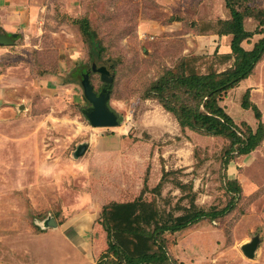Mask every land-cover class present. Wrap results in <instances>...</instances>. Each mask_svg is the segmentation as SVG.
Returning a JSON list of instances; mask_svg holds the SVG:
<instances>
[{
    "label": "rangeland",
    "instance_id": "rangeland-1",
    "mask_svg": "<svg viewBox=\"0 0 264 264\" xmlns=\"http://www.w3.org/2000/svg\"><path fill=\"white\" fill-rule=\"evenodd\" d=\"M238 4L264 11V0ZM228 18L225 0H0V33L17 35L0 45V264H99L103 208L137 200L160 221L225 210L164 236L177 264H264V140L249 155L229 154L231 138L183 129L153 99L170 70L233 66L221 58L232 37L206 30ZM83 24L105 48L98 63ZM245 27L264 31L253 18ZM94 64L114 76L109 107L119 128L93 127L85 114L81 73ZM90 80L99 93L100 74ZM246 92L260 119L244 107ZM220 106L240 140L264 124V58ZM49 219L56 228L45 227ZM255 238L250 259L243 246Z\"/></svg>",
    "mask_w": 264,
    "mask_h": 264
},
{
    "label": "trees",
    "instance_id": "trees-1",
    "mask_svg": "<svg viewBox=\"0 0 264 264\" xmlns=\"http://www.w3.org/2000/svg\"><path fill=\"white\" fill-rule=\"evenodd\" d=\"M238 0H225L229 13L227 20H218L214 27L220 37L231 36V52L222 55L226 62L232 61L233 66L224 72H210L207 75L197 74L182 66V72L166 73L155 85L154 100L163 109L174 115L181 128L198 130L212 136L231 138L232 147L228 153L249 155L255 151L264 140V124L260 123L258 130L250 132L245 140H240L237 134L240 128L220 106V101L228 92L238 88L248 79L264 58V37L258 40L248 50L246 44L252 45L257 34L264 31L250 32L245 27V20L253 18L259 22V28L264 26V11L255 13L250 7L239 10ZM83 37L91 44L90 58L98 63L102 61L105 48L98 41L95 32L88 24L81 27ZM183 91V98L175 97ZM171 94V98L168 93ZM179 100V104L176 103ZM151 99V98H150ZM243 105L252 109L258 119L261 113L249 100L246 92ZM237 144H240L237 148ZM160 186V185H159ZM158 186V187H159ZM150 205L141 200L124 203H111L103 208L100 224L107 233V252L101 257L99 264H177L170 256L166 234L184 231L205 220L214 221L225 213L224 211H197L178 218L160 221L158 213L150 209Z\"/></svg>",
    "mask_w": 264,
    "mask_h": 264
},
{
    "label": "water",
    "instance_id": "water-1",
    "mask_svg": "<svg viewBox=\"0 0 264 264\" xmlns=\"http://www.w3.org/2000/svg\"><path fill=\"white\" fill-rule=\"evenodd\" d=\"M17 35L9 36L6 33H0V45L1 46H11L15 43ZM92 73L100 74L101 80L104 82V87L100 93V96L94 91L91 84L90 76ZM81 86L84 90V96L89 103L94 104V108H98L93 111V114L88 115L87 119L93 127H118L120 126L119 116L109 107V101L111 97V84L114 81V76L111 74L106 67H98L96 64L92 66L91 69H87L85 74H81ZM99 102V105L95 103ZM87 146L83 145L78 150V155H83L86 151ZM57 224L53 219H49L45 223V227L56 228ZM260 240L255 238L251 243L243 246V252L246 257L253 259L256 255Z\"/></svg>",
    "mask_w": 264,
    "mask_h": 264
},
{
    "label": "flooded vegetation",
    "instance_id": "flooded-vegetation-1",
    "mask_svg": "<svg viewBox=\"0 0 264 264\" xmlns=\"http://www.w3.org/2000/svg\"><path fill=\"white\" fill-rule=\"evenodd\" d=\"M85 73H86V71L83 70V72H82L81 74H85ZM104 86H105V85L103 84V86H102L100 92L97 93L98 96H100V93H101V91H102V89H103ZM95 103L97 104L96 106L99 105V102H98V101H96ZM96 109H98V108H94V104H93V103H92V104L90 103V108H88V109L86 110V113H85V114H86L87 116H88V115H91V114H93V111L96 110Z\"/></svg>",
    "mask_w": 264,
    "mask_h": 264
},
{
    "label": "crops",
    "instance_id": "crops-1",
    "mask_svg": "<svg viewBox=\"0 0 264 264\" xmlns=\"http://www.w3.org/2000/svg\"><path fill=\"white\" fill-rule=\"evenodd\" d=\"M163 108V107H162ZM165 111V110H164ZM167 112V111H166ZM169 113V112H168ZM173 116V115H172ZM118 128H119V126H118Z\"/></svg>",
    "mask_w": 264,
    "mask_h": 264
}]
</instances>
